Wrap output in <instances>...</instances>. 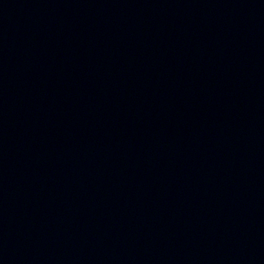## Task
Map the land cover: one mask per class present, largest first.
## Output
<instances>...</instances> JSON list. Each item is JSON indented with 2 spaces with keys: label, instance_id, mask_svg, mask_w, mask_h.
<instances>
[{
  "label": "water",
  "instance_id": "water-1",
  "mask_svg": "<svg viewBox=\"0 0 264 264\" xmlns=\"http://www.w3.org/2000/svg\"><path fill=\"white\" fill-rule=\"evenodd\" d=\"M0 264H264V0H0Z\"/></svg>",
  "mask_w": 264,
  "mask_h": 264
}]
</instances>
